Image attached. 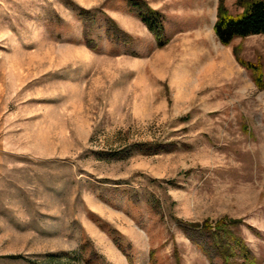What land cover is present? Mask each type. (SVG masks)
Returning a JSON list of instances; mask_svg holds the SVG:
<instances>
[{
    "label": "rangeland",
    "instance_id": "rangeland-1",
    "mask_svg": "<svg viewBox=\"0 0 264 264\" xmlns=\"http://www.w3.org/2000/svg\"><path fill=\"white\" fill-rule=\"evenodd\" d=\"M147 1L162 48L125 0H0V264H222L180 222L226 217L264 264V88L236 57L264 75V35L224 45L205 0Z\"/></svg>",
    "mask_w": 264,
    "mask_h": 264
},
{
    "label": "trees",
    "instance_id": "trees-1",
    "mask_svg": "<svg viewBox=\"0 0 264 264\" xmlns=\"http://www.w3.org/2000/svg\"><path fill=\"white\" fill-rule=\"evenodd\" d=\"M131 10L140 18L154 36L159 48L169 43L170 38L165 30V15L158 9L153 8L147 0H125ZM239 5L244 8L242 13L233 15L226 6L224 0H219L217 20L214 31L220 42L229 45L236 37L244 38L250 35H264V0H238ZM103 11V10H102ZM80 15L83 21V38L85 45L90 49H97L99 43L91 38V28L94 23L93 11L81 8ZM107 26L106 35L113 43H130L133 38L122 30L115 20L104 11ZM235 54L237 51L235 49ZM239 64L251 71L253 79L258 87L264 88L263 70L259 64L245 61L238 55ZM145 154H158L170 152L172 148H165L162 144H141ZM244 223L241 218H221L217 221L209 219L202 222L181 221L180 227L204 253L213 258H220L222 264H257L251 249L245 240L237 232L238 225ZM115 231V230H114ZM116 232V231H115ZM117 233V232H116ZM244 259H235V257ZM94 260V259H90Z\"/></svg>",
    "mask_w": 264,
    "mask_h": 264
},
{
    "label": "crops",
    "instance_id": "crops-1",
    "mask_svg": "<svg viewBox=\"0 0 264 264\" xmlns=\"http://www.w3.org/2000/svg\"><path fill=\"white\" fill-rule=\"evenodd\" d=\"M204 5H205V9L202 11V13H201V11H198L196 8H197V5H193V6H191L190 7V10H192V9H195V11L193 10L191 13L193 14V15H195V14H204V16H205V21L206 22H209L210 24V26H206L205 25V28H207L208 29V27L210 28V35H211V37L213 36V34L215 33V31H214V24H215V22H216V20H217V14H218V5H219V2H217L216 4H214V0H213V2H212V0H205V3H203ZM207 5V6H206ZM215 5V6H214ZM155 8V7H154ZM131 9V8H130ZM158 9V8H157ZM160 10V9H159ZM161 12H163L162 10H161ZM164 13V12H163ZM164 15H165V30H166V33H167V35L169 36V34H168V32H167V19H168V16H167V13H164ZM138 17V16H137ZM139 18V17H138ZM140 19V18H139ZM138 19V20H139ZM142 22V21H141ZM208 25V24H207ZM146 27V26H145ZM147 28V27H146ZM148 30V29H147ZM149 31V30H148ZM150 32V31H149ZM209 35V36H210ZM217 36V35H216ZM169 38H170V36H169Z\"/></svg>",
    "mask_w": 264,
    "mask_h": 264
}]
</instances>
